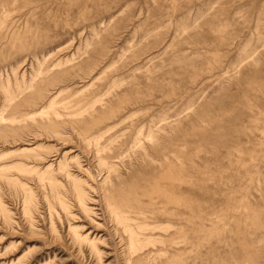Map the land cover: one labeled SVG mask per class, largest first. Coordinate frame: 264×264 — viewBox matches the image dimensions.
I'll return each instance as SVG.
<instances>
[{"label": "rangeland", "instance_id": "obj_1", "mask_svg": "<svg viewBox=\"0 0 264 264\" xmlns=\"http://www.w3.org/2000/svg\"><path fill=\"white\" fill-rule=\"evenodd\" d=\"M0 264H264V0H0Z\"/></svg>", "mask_w": 264, "mask_h": 264}, {"label": "bare ground", "instance_id": "obj_2", "mask_svg": "<svg viewBox=\"0 0 264 264\" xmlns=\"http://www.w3.org/2000/svg\"><path fill=\"white\" fill-rule=\"evenodd\" d=\"M107 206H108V204H107ZM110 206H112V205H110ZM112 207H113V206H112ZM115 209H117V208L113 207V208H112V211L114 212ZM115 212H116V211H115Z\"/></svg>", "mask_w": 264, "mask_h": 264}]
</instances>
